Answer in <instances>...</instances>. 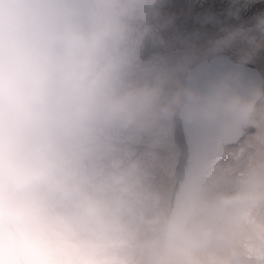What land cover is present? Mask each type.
<instances>
[{"label": "rangeland", "instance_id": "1", "mask_svg": "<svg viewBox=\"0 0 264 264\" xmlns=\"http://www.w3.org/2000/svg\"><path fill=\"white\" fill-rule=\"evenodd\" d=\"M16 1H7L11 5L10 12L0 9V17H3L0 20V103L14 93L12 82L22 79L18 85L23 94L21 101L33 126L21 123L16 128L18 119H2L4 114L0 113V264H63L59 251L68 249L72 239L81 247L84 264H99L103 255L106 262L114 259L113 264H139V253L123 234L102 236L92 223V229L89 227L85 236L77 238L82 220L78 215L80 197L69 193V202L64 201L58 208L51 207L55 196L65 192L56 186L52 177L69 163L93 180L116 165H134L138 180L152 192L150 212L160 213L167 219L178 156L172 139L174 111L139 128L108 123L92 112L83 118L63 116L44 143L42 133L49 127L45 121L47 116L41 114L42 98L46 105L81 111L79 105L65 100L62 44L58 36L73 24L85 23L98 6L110 11L121 7L129 10L133 15L127 18L124 35L116 41L110 40L109 47L128 52L123 70L131 78L162 77L166 93L171 94L178 86H186L184 76L188 67L203 59L212 60L217 53L255 64L264 77V0H193V5L188 7L177 0ZM41 22L51 25L41 33L31 34ZM20 59L26 63L24 68L31 65L34 72L29 68L22 70L24 68L18 66ZM254 116L260 127L254 135L243 139L245 149L239 156L236 149L230 153L226 150L222 161L210 171L209 180L225 191L215 199L220 203L219 210L224 208L220 230L230 229V236L238 242L244 261H238V255L232 258L231 247L223 250L221 244L219 250L223 258L202 255L208 264H217L218 259L219 264H253L245 258L251 246L254 244L258 252L264 246V235L257 228L239 224L232 230L234 217L227 218L232 206L238 208L237 213L255 209L259 214L257 220L264 225V215H260L264 211V186L261 185L264 180V108L257 109ZM93 117L98 120L94 122ZM25 131L34 137L29 139ZM231 170L239 171V176H226ZM226 179L236 181L226 184L223 182ZM207 198L201 195L197 201L196 217L202 212L204 202L209 201ZM36 221L41 222L40 227L32 228ZM213 224L219 226L217 219ZM188 228L199 234L193 221ZM225 243L229 246L231 240L228 238ZM91 245L96 246L97 257L92 248H87ZM261 253L264 252L253 255Z\"/></svg>", "mask_w": 264, "mask_h": 264}, {"label": "clouds", "instance_id": "2", "mask_svg": "<svg viewBox=\"0 0 264 264\" xmlns=\"http://www.w3.org/2000/svg\"><path fill=\"white\" fill-rule=\"evenodd\" d=\"M0 9L12 10L8 3L0 4ZM132 15L122 7L110 11L101 5L85 23L73 24L58 36L65 85L70 93L87 98L93 114L115 125L139 128L176 108L206 117L226 110L237 119L264 108V93L245 98L216 84L207 95L184 85L167 94L162 77L131 78L123 70L128 52L110 48L109 41L124 35ZM52 179L59 189L80 197L78 215L91 221L100 235L127 236L140 255L139 264H206L200 251L210 239L160 213L152 214V192L138 180L134 165H116L93 180L69 163Z\"/></svg>", "mask_w": 264, "mask_h": 264}, {"label": "water", "instance_id": "3", "mask_svg": "<svg viewBox=\"0 0 264 264\" xmlns=\"http://www.w3.org/2000/svg\"><path fill=\"white\" fill-rule=\"evenodd\" d=\"M45 28L47 26L43 25L42 29ZM185 83L201 95L209 94L216 84H224L231 92L245 98L264 90V78L254 66L226 55L189 67ZM172 120L174 142L180 154L175 165L167 219L187 227L198 196L209 180L208 171L222 159L225 148L237 147L254 133L257 122L250 115L237 119L226 110L219 111L214 117L190 116L181 108H176ZM64 201L69 202V193L61 192L56 196L53 207ZM40 225L41 222L34 223L32 228ZM60 254L63 264H72L77 250L69 248Z\"/></svg>", "mask_w": 264, "mask_h": 264}, {"label": "flooded vegetation", "instance_id": "4", "mask_svg": "<svg viewBox=\"0 0 264 264\" xmlns=\"http://www.w3.org/2000/svg\"><path fill=\"white\" fill-rule=\"evenodd\" d=\"M82 222L87 223V227H86V229H85V233L82 235V236H85V235L88 233V231H89V227L92 229V222H91V221H87V220H85V219H83V218H82L80 224H81ZM80 224H79V225H80ZM79 233H80V232H79ZM228 233H230V229H228V228H227L226 230H221V231H219V232L216 234V236H215L214 243L216 244V243H218V242H224V241H226V235H227ZM80 235H81V234H80ZM221 236H222V237H221ZM87 248H89V249L92 248L91 251L93 252L94 257H97L96 252H95V248H96L95 245L87 246ZM208 251H209L208 249H205V250L203 251V253H206V254H207ZM103 256H104V255H103ZM103 256H102L101 259L98 260V263H99V264H103V263L105 262V259H104ZM212 256L215 257V258H223V256H222L221 253H220L219 248H218V249H215V250L213 251ZM80 259H83V260H84V258L82 257V254H81V256L79 257L78 260H80ZM94 261H95V260H94ZM219 262H220V259H218V260L216 261L217 264H219ZM76 264H79V263L77 262Z\"/></svg>", "mask_w": 264, "mask_h": 264}, {"label": "bare ground", "instance_id": "5", "mask_svg": "<svg viewBox=\"0 0 264 264\" xmlns=\"http://www.w3.org/2000/svg\"><path fill=\"white\" fill-rule=\"evenodd\" d=\"M178 2H181V3H183V4H186L187 5V7L188 6H190V5H193V2L192 1H186V0H177ZM6 29V31L7 32H9V28H5ZM229 48L230 49H232L233 47H231L230 45H229ZM93 121L95 122V120L93 119ZM108 122V121H107ZM109 123V122H108ZM102 125V121H101V124L99 125V126H101ZM121 149H123V147L121 148ZM124 150V149H123ZM128 158V157H127ZM20 188H21V191H22V186L20 185ZM209 190H208V192H207V194L208 195H210V196H212L213 198H212V201H210L209 202V204H210V206H215V208L216 209H218L219 208V206H220V203L219 202H217V201H215V199L216 198H219V196H221V194L224 192L222 189H218L217 187H216V185L215 184H210L209 185ZM21 202H25V201H23V200H21ZM79 207V206H78ZM42 208H44L43 206H42ZM36 210H38V208L36 209ZM32 213L34 214V211H32Z\"/></svg>", "mask_w": 264, "mask_h": 264}, {"label": "trees", "instance_id": "6", "mask_svg": "<svg viewBox=\"0 0 264 264\" xmlns=\"http://www.w3.org/2000/svg\"><path fill=\"white\" fill-rule=\"evenodd\" d=\"M186 1H193V0H186ZM172 139H173V137H172ZM5 197L7 198V196L5 195ZM205 249H203V250H201L200 251V255L202 256L203 255V252L202 251H204ZM206 261V260H205ZM209 262V261H208ZM208 262L206 261V264H208Z\"/></svg>", "mask_w": 264, "mask_h": 264}]
</instances>
